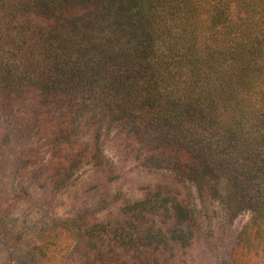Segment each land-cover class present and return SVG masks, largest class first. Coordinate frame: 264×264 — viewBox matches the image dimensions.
Wrapping results in <instances>:
<instances>
[{
	"label": "trees",
	"instance_id": "1",
	"mask_svg": "<svg viewBox=\"0 0 264 264\" xmlns=\"http://www.w3.org/2000/svg\"><path fill=\"white\" fill-rule=\"evenodd\" d=\"M0 110L22 140L45 139L52 200L81 165L114 173L101 139L115 129L123 156L226 205L230 222L264 220V0H0ZM9 141L0 124V174ZM202 206L157 186L116 219L81 210L44 231L84 235L78 264H163Z\"/></svg>",
	"mask_w": 264,
	"mask_h": 264
},
{
	"label": "rangeland",
	"instance_id": "2",
	"mask_svg": "<svg viewBox=\"0 0 264 264\" xmlns=\"http://www.w3.org/2000/svg\"><path fill=\"white\" fill-rule=\"evenodd\" d=\"M0 124L10 132L5 168L0 174V202L7 204L4 210L0 207V264H78L86 237L63 230L54 237L56 233L46 234L45 225L52 219L75 218L81 210H88L90 223L116 219L126 201L140 199L147 188L157 186L189 197L198 212L203 203L211 211L198 214L200 228L189 245L170 240L171 249L163 264H264V220L245 211L230 222L226 205L203 200L201 204L192 185L178 182L160 168L143 166L134 156H123L118 150L122 138L115 129L101 139L114 173L106 165H81L65 197L55 201L46 190L51 152L45 139L22 140L8 110H0ZM102 179L103 189L96 193L94 186ZM39 250L46 255H39Z\"/></svg>",
	"mask_w": 264,
	"mask_h": 264
}]
</instances>
